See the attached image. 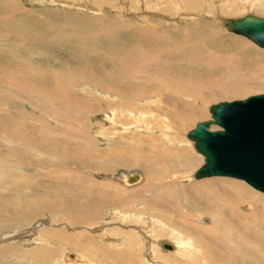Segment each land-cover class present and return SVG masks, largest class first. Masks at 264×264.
Masks as SVG:
<instances>
[{"label": "bare ground", "instance_id": "1", "mask_svg": "<svg viewBox=\"0 0 264 264\" xmlns=\"http://www.w3.org/2000/svg\"><path fill=\"white\" fill-rule=\"evenodd\" d=\"M209 1L186 0L184 7L211 14ZM180 2L169 1V12ZM224 2L230 13L246 5ZM67 5L75 6L37 15L21 0H0V264H63L61 255L78 264H148L145 252L161 264H264L263 192L231 177L181 182L197 161L181 133L204 117L199 105L244 94L264 77V63L259 71L245 73L247 64L237 70L238 56L218 48L245 41L227 39L209 23L167 28L148 16L133 22L107 14L110 8L89 16ZM211 17L232 33L223 22L237 17ZM70 44L65 59H37ZM108 137L106 147L98 145ZM120 167L157 175L144 181L141 172L144 182L130 186L124 177L134 169L121 171L125 189L107 177ZM156 224L159 230L151 229ZM106 225L115 226L109 235ZM163 241L172 242V256L162 253Z\"/></svg>", "mask_w": 264, "mask_h": 264}, {"label": "water", "instance_id": "2", "mask_svg": "<svg viewBox=\"0 0 264 264\" xmlns=\"http://www.w3.org/2000/svg\"><path fill=\"white\" fill-rule=\"evenodd\" d=\"M224 27L264 48V17L248 13L225 18ZM210 119L198 121L186 137L203 156V163L193 176L201 179L226 176L241 179L264 193V92L243 99L219 101L209 107ZM215 126L217 129H211ZM124 183L139 184L142 173L134 169L125 173ZM162 248L173 244L163 241Z\"/></svg>", "mask_w": 264, "mask_h": 264}, {"label": "rangeland", "instance_id": "3", "mask_svg": "<svg viewBox=\"0 0 264 264\" xmlns=\"http://www.w3.org/2000/svg\"><path fill=\"white\" fill-rule=\"evenodd\" d=\"M30 1V2H29ZM35 0H21V4L25 7V8H27V9H29V10H31L32 11V13H33V11H34V13L35 14H43V13H45L46 12V9L47 8H53V6H55V7H63V4H66V3H69V2H71V3H73V5H75V6H69V5H67V7H70L71 9L69 10L68 8V10L70 11V12H72V13H83V12H87V14H88V12H89V14H92L91 12H97V11H99V12H104L103 10H105L106 8H110V11H108L107 12V14L108 13H110V14H117V15H119L120 17L121 16H124L126 19H129L130 20V18H131V20L133 21L134 19L136 20V19H138L139 17L141 18L142 16H148V17H150V18H153V19H151V20H154V19H159V20H161V21H163V22H165V24H166V27L167 28H171V27H184L185 25H188V24H190V23H192L193 21H195V23L198 21L199 22V24H203V25H208V23H209V26H211V25H213V26H211L212 28H216V29H218V31H220L221 32V34L225 37V38H227V39H232V38H238L239 40H243V41H245V44L244 45H242L241 46V44H237V43H229V42H227V43H222L223 44V46L224 47H219L218 49L220 50V52H223V51H226V52H228L229 54L230 53H233L237 58L235 59V58H233L232 57V63H233V65L236 67V65L238 66V67H236L237 68V70H239L240 71V69H241V71L240 72H243L244 70L240 67V66H242V64H244V65H246L247 64V70L245 71V73H247V72H251V71H259V69H258V67H259V63L258 62H260V63H264V61H263V58L261 57V55H262V53L261 52H259V51H261V50H264L263 48H260L259 46H256V44L255 43H253L251 40H249V39H247V38H245L244 36H241V35H236V34H233V33H230L229 34V32L227 33V31H225L224 30V28L221 26V25H218L217 24V22L216 21H214V19H212V17L211 16H213V14H215V13H220L222 16H224V17H239V16H243V15H245V14H247V13H253V14H255V15H257V16H262V17H264V8H263V6H264V0H252V1H250V0H246V5H242V7H240V9H238V10H236V11H233V12H225L224 10H225V6L223 5V3H225L224 2V0L222 1V0H213V2H216L215 4H213V3H211L212 1L210 0L209 2H210V5L211 6H215V8H214V6H213V9L214 10H212V12H211V14L210 13H207V12H205V13H203V15H200V16H197L196 14L197 13H195V11L194 10H192V9H190V8H186V7H184L185 6V2H186V0L184 1V0H179V1H181L180 3H179V5L181 6H179V5H177V6H179L178 8H177V11L176 12H169V10H168V2L169 1H174V0H113V1H116L115 3H116V5H115V7L113 8L112 7V5L111 4H104V3H100V2H103L102 0H93L94 2L92 3V6L93 7H91V8H89L88 10L86 9V7H83V9H82V7H80L83 3H84V0H45L43 3H41V2H34ZM85 1H90V0H85ZM112 1V0H111ZM119 1V2H118ZM150 1H155L154 3L153 2H150ZM191 1V0H190ZM253 1H254V3H253ZM258 1H260L259 3H258ZM178 2V0H176V3ZM189 2V1H188ZM250 2H252V5L250 4ZM38 3V4H37ZM48 3V4H47ZM79 3V4H78ZM149 5H148V4ZM151 3V4H150ZM221 3V4H220ZM42 4V5H41ZM57 4V5H56ZM97 4H100L102 7L100 8V7H98V5ZM217 4V5H216ZM256 4H257V6H256ZM33 5H35V6H33ZM122 5H124L125 7L123 8V6ZM224 6V7H222V6ZM261 5V6H260ZM43 6V7H42ZM76 6H78V7H76ZM176 6V5H175ZM253 6V7H252ZM255 6V7H254ZM32 7V8H31ZM54 7V8H55ZM119 7V8H118ZM81 9V10H83V12H81L80 10L78 11L77 9ZM162 8V9H161ZM182 8H184V9H181ZM186 8V9H185ZM219 8V9H218ZM39 9V10H38ZM141 9V10H140ZM187 9H190L189 11L187 10ZM221 9V10H220ZM86 10V11H85ZM92 10H94V11H92ZM124 10V11H123ZM220 10V11H219ZM91 11V12H90ZM115 11H116V13H115ZM120 11V12H119ZM123 11V12H122ZM194 11V12H193ZM119 13H121V14H119ZM122 13H124V14H122ZM88 14V15H89ZM34 15V14H33ZM90 16V15H89ZM55 17V16H54ZM53 17V18H54ZM138 17V18H137ZM197 17V18H196ZM210 17V18H209ZM193 18V19H192ZM195 18V19H194ZM67 20L69 21V23H70V21H71V23H72V20L70 19V18H67ZM62 21V20H61ZM170 21V22H169ZM56 22V21H55ZM133 22H135V21H133ZM173 22V23H172ZM207 23V24H206ZM37 24H39V26L37 25ZM46 24V21H45V23L43 24V22L42 23H35V24H32V26L36 29L37 27L38 28H41L42 26H43V28L46 26L45 25ZM217 26H216V25ZM37 25V26H36ZM216 26V27H215ZM34 29V30H35ZM199 30V28H196V29H194V30H192V32L194 33V35H195V33ZM38 30V29H37ZM200 31V30H199ZM41 34H43V33H41ZM55 34V33H54ZM54 34H52V32L49 34L50 36H53ZM47 36V35H46ZM49 38H48V36H47V39L46 40H48ZM64 48H66V49H64ZM74 49L75 48V46H73V45H64V46H59V48H55L52 52L50 51V50H48L49 51V57L50 58H46V57H44V56H38L37 57V59L38 58H40V59H42V61H43V63H55V61L54 60H52V58L53 57H51V56H54V57H56L57 55H58V57H60L61 56V58L63 57V59H65V58H67L68 56H70L71 55V49ZM261 50H260V49ZM71 50V51H70ZM61 51H63V53L61 52ZM256 51H257V53H259V54H257L256 53ZM66 52H67V55H66ZM237 52V53H236ZM50 53H52V54H50ZM69 54V55H68ZM237 54V55H236ZM65 55V56H64ZM38 60L39 62H42L41 60ZM233 59H235V60H233ZM48 60V61H47ZM54 61V62H52V61ZM235 63H234V62ZM240 62V63H239ZM238 63H239V65H238ZM251 63V64H250ZM233 70H236V69H234L233 68ZM251 70V71H250ZM185 75H187V74H185ZM217 77H219L218 75L219 74H215ZM252 84V85H251ZM249 86V89H248V91H246L244 94H242V95H238V96H216V97H213V98H209L207 101H206V103H204L205 105H199L200 106V108L203 110V113H204V117H202V116H198V117H194L192 120H194L193 121V123H191V124H189V125H187L186 127H184L183 129V131H182V133H181V136H182V139H183V141H184V144H186L187 145V147H186V149H188V151L191 153V154H193L196 158H197V161H196V163L194 164V166H192L191 167V174H190V177L189 178H185V179H183L181 182L182 183H184V184H186V183H189V182H193V181H195V182H197V181H199V180H195L194 178H193V172L195 171V170H197V168L203 163V156L201 155V154H199V153H197L196 151H195V149L193 148V142L191 141V140H189L187 137H186V134H187V132L190 130V129H192L195 125H196V123L198 122V121H201V120H205V119H208L209 118V116H210V114H209V111H208V106L209 105H211V104H214V103H217V102H219V101H230V100H234V99H241V98H245V97H247V96H249V95H252V94H257V93H262V92H264V77H262L260 80H258V83H254V85H253V83H251ZM150 100H152L151 98H150ZM103 115V114H102ZM102 115H96V117H95V120H96V122L97 123H102L103 122V117H104V115L102 116ZM202 117V118H201ZM101 120V121H100ZM212 128H215V126H213ZM116 135H117V133H116ZM110 138V139H109ZM101 138H99L98 140H99V144L98 145H100L101 147L103 146V147H106V144L107 143H109L108 141H110L112 138L111 137H108V140H100ZM190 145H189V144ZM132 169H139V170H141V172L143 173V175H144V181H145V175L147 174V175H150L151 177H153L154 175H157V173H156V171L155 170H152V171H147V169L146 168H138V167H134V168H119L118 170H116V172L114 173V175L112 174V175H108L107 177L108 178H111V177H113L114 176V180L116 181V182H118V184L120 185V182L118 181V174H119V172H121V171H130V170H132ZM213 177H226V176H213ZM116 178H117V180H116ZM209 178H212V177H209ZM227 178H230V177H227ZM208 178H203V179H200V180H207ZM233 179H235V178H233ZM237 180H239V179H237ZM143 181V182H144ZM243 181V180H242ZM142 182V181H141ZM142 182V183H143ZM244 182V181H243ZM141 183V184H142ZM140 184V185H141ZM140 185H138V186H140ZM245 186H247V188H250V189H254V188H252L250 185H248L246 182H245ZM120 187L122 188L123 186L122 185H120ZM123 188H125V187H123ZM135 188V187H134ZM125 189H128V188H125ZM129 189H133V188H129ZM255 190V189H254ZM256 191H258V190H256ZM258 192H260V191H258ZM257 193V192H256ZM262 192H260V193H258V194H261ZM262 194H264V193H262ZM264 198V197H263ZM204 217V216H203ZM207 217V216H206ZM201 219V218H200ZM198 220V219H197ZM44 221H46V220H44ZM118 228H120V229H122V227L121 226H119L118 224L116 225ZM150 226V225H149ZM153 226V227H152ZM157 226H158V224H156V225H151L150 227H151V229H153V230H159V228L158 229H156L157 228ZM110 227H115V226H113V225H111V226H109V225H106V228H105V226H104V229H103V231H106L107 233H108V235H109V232H108V230H110ZM97 227H93L92 229H96ZM85 230H87V229H85ZM89 233H93V232H91V231H89V230H87ZM73 232V231H72ZM100 232L102 233V229L101 230H98V229H96L95 230V234L96 235H98V234H100ZM107 235V236H108ZM135 235L137 236V237H143L142 239V241H143V243H145L144 241H146L147 239H146V237H144V234H142L141 232H138L137 230H135ZM107 236H105V237H107ZM113 235L112 234H110V237H112ZM165 239H168V240H171V241H173L174 239H172V238H169V237H165ZM138 242H137V244H138V246H137V249H138V247L141 245L140 244V240H137ZM170 242V241H169ZM173 242H177L176 240H174ZM172 243V242H171ZM143 246H144V244H143ZM120 247H121V245H120ZM120 247H118V248H120ZM143 250H145V248H143ZM162 250H164V251H162V253H164V254H167V253H165V252H169L170 250H167V249H163L162 248ZM69 252V253H71V254H77V255H79V254H81L80 252L79 253H77V251H75V250H72V249H66L65 250V253L66 252ZM79 256H81V258L83 259V261H82V263L83 262H86V260H87V257H85V256H83L82 254L81 255H79ZM167 256H172L171 254H170V252L167 254ZM85 259H84V258ZM145 257L146 258H148L147 260H148V264H161L160 262H158V261H156L154 258H153V256H152V254H150V252H148V253H146L145 252ZM71 258V257H70ZM61 263H63V264H78V262L76 263V262H71V261H67L66 259H65V256H62L61 255ZM81 263V262H80ZM101 263H103V262H101ZM105 264V263H104Z\"/></svg>", "mask_w": 264, "mask_h": 264}]
</instances>
